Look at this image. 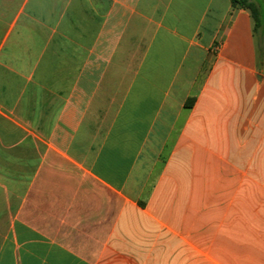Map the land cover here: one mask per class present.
Masks as SVG:
<instances>
[{
  "label": "crops",
  "instance_id": "1",
  "mask_svg": "<svg viewBox=\"0 0 264 264\" xmlns=\"http://www.w3.org/2000/svg\"><path fill=\"white\" fill-rule=\"evenodd\" d=\"M254 28L232 0H0V264H264Z\"/></svg>",
  "mask_w": 264,
  "mask_h": 264
},
{
  "label": "trees",
  "instance_id": "2",
  "mask_svg": "<svg viewBox=\"0 0 264 264\" xmlns=\"http://www.w3.org/2000/svg\"><path fill=\"white\" fill-rule=\"evenodd\" d=\"M232 4L234 8L241 7L249 10L255 23L254 29L257 31L262 24V7L258 0H232ZM193 101L194 99L189 100L187 107H191Z\"/></svg>",
  "mask_w": 264,
  "mask_h": 264
},
{
  "label": "rangeland",
  "instance_id": "3",
  "mask_svg": "<svg viewBox=\"0 0 264 264\" xmlns=\"http://www.w3.org/2000/svg\"><path fill=\"white\" fill-rule=\"evenodd\" d=\"M258 2L261 4L262 7V24L257 30L259 57H260V61H262L264 60V37L262 38L264 34V0H258Z\"/></svg>",
  "mask_w": 264,
  "mask_h": 264
}]
</instances>
